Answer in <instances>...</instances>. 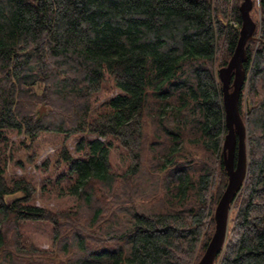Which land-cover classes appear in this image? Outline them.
<instances>
[{
    "label": "trees",
    "instance_id": "obj_1",
    "mask_svg": "<svg viewBox=\"0 0 264 264\" xmlns=\"http://www.w3.org/2000/svg\"><path fill=\"white\" fill-rule=\"evenodd\" d=\"M240 1L0 0V264L198 262L227 183L216 74L236 46ZM258 6L243 64L248 172L215 264H264V0ZM42 133L78 137L58 152L63 172L39 188L70 197L65 210L35 205L26 177L6 179L10 136ZM113 142L126 157L120 171ZM29 223L51 226L50 249L26 242Z\"/></svg>",
    "mask_w": 264,
    "mask_h": 264
},
{
    "label": "water",
    "instance_id": "obj_2",
    "mask_svg": "<svg viewBox=\"0 0 264 264\" xmlns=\"http://www.w3.org/2000/svg\"><path fill=\"white\" fill-rule=\"evenodd\" d=\"M251 9L252 0H242L239 6L241 23L235 49L227 64L217 71L226 128L221 155L227 183L214 208V231L196 264H214L227 240L232 203L247 177L246 124L240 116L239 100L247 81V72L243 66L247 60L245 46L253 38L256 27L250 16ZM43 110V107L39 109V115Z\"/></svg>",
    "mask_w": 264,
    "mask_h": 264
},
{
    "label": "rangeland",
    "instance_id": "obj_3",
    "mask_svg": "<svg viewBox=\"0 0 264 264\" xmlns=\"http://www.w3.org/2000/svg\"><path fill=\"white\" fill-rule=\"evenodd\" d=\"M241 2L242 0L240 1L239 6ZM252 6L253 7L251 9L252 11H250L251 12L250 15L252 20L256 24L255 31L258 33L259 21H260V10L258 6V0H254V4L252 3ZM248 75L249 72H247V79H248ZM246 83L243 88V100H242L244 121H245L246 95H247ZM105 86L108 87L109 85L105 84ZM113 94H114L113 91L110 94H106V95L99 94L98 101L101 103ZM42 107L44 108V110L42 111L43 114L46 112V108L44 105L40 106V108ZM77 140L78 137H70L69 139L65 140L63 139V136L54 133H42L39 135L37 139L32 141H28L23 135L10 136L9 149H8L10 151L8 153L10 158L8 160V164L6 168V179L9 180L10 178L13 177H26L28 180H31V182H33L34 185L36 186V192L33 197V203L35 205L45 206L53 210L67 209V207L72 205L71 204L72 199L70 197L68 196L57 197V195H54L53 192L51 193L46 192L47 194H42L39 188L43 184H47L49 186L53 185L57 175L63 172V168L60 167L59 164H56V159L58 160L57 157L58 152L62 149L63 146H65L68 150H73ZM22 142H24V144ZM221 147H222V143H221ZM30 157H34L33 162H28V158ZM125 158L126 157L124 155V152L117 147L116 143L113 142L111 146V158H110L113 168L116 169L117 171L122 170L125 167V161H126ZM46 160H49L47 161L49 167L44 169V171H46L47 173H45L43 170L41 172V169L43 168L42 164ZM18 162L22 163V167H19ZM49 178L50 180L46 181ZM237 198H240L239 193L235 200H237ZM233 217H234V210L232 205L230 211V219ZM228 225L231 226L230 220L228 222ZM229 226H228V233H229ZM50 231H51V226L49 224L29 223L25 226L26 242L30 245H33L36 248H40L43 250H47L48 248L50 249V234H51Z\"/></svg>",
    "mask_w": 264,
    "mask_h": 264
},
{
    "label": "bare ground",
    "instance_id": "obj_4",
    "mask_svg": "<svg viewBox=\"0 0 264 264\" xmlns=\"http://www.w3.org/2000/svg\"><path fill=\"white\" fill-rule=\"evenodd\" d=\"M221 68V67H220Z\"/></svg>",
    "mask_w": 264,
    "mask_h": 264
}]
</instances>
